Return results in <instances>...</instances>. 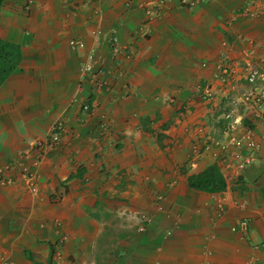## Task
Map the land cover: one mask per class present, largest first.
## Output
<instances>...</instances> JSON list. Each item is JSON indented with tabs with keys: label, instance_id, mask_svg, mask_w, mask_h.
<instances>
[{
	"label": "crops",
	"instance_id": "obj_1",
	"mask_svg": "<svg viewBox=\"0 0 264 264\" xmlns=\"http://www.w3.org/2000/svg\"><path fill=\"white\" fill-rule=\"evenodd\" d=\"M156 1L0 6V38L21 51L0 84V264H264V135L238 175L212 150L187 165L195 125L224 100L200 102L198 88L222 86L215 70L230 62L229 97L239 95L244 57L264 59V0L249 6L261 13L254 19L238 14L246 0H164L156 16L138 6ZM88 53L94 71H108L107 87L94 89L81 71ZM57 119L65 132L33 166V143ZM214 163L222 190L188 186ZM29 169L34 192L24 184ZM241 218L246 233L230 229Z\"/></svg>",
	"mask_w": 264,
	"mask_h": 264
},
{
	"label": "rangeland",
	"instance_id": "obj_2",
	"mask_svg": "<svg viewBox=\"0 0 264 264\" xmlns=\"http://www.w3.org/2000/svg\"><path fill=\"white\" fill-rule=\"evenodd\" d=\"M248 1L249 0H246V4ZM256 2L257 0H251V2H248V5L239 10V15L247 19L259 17V15H261L260 11H254L249 7L251 5H256ZM245 7H247V9ZM250 12H252V14H250ZM242 65V69L239 73V76L242 77L241 81L245 82L247 73L253 70L262 74L263 78L260 82H258L264 86V59H258L257 57H244ZM218 66L220 67L216 68L215 70V78L217 79L218 83L220 82L223 85H219L217 87V83L216 85L215 83L210 82L205 83L206 85L204 84L202 87L198 88V101L202 102L201 100L210 99L214 95L216 96L217 93H219V95L224 94L223 96H218L224 100L222 103L218 102V105L215 107V112L212 113L211 118L204 119L203 124L195 125L196 136L199 138V143L190 145V156L188 158L187 165L190 167V164L196 158H198L203 151L212 150L213 153H211L214 156V160L219 164L222 163L220 165H223L222 168L224 169V172L228 171V174L238 175L254 161V153L259 149L260 146L259 141L256 139V134L264 135V115H262V117L260 116V118L255 116V112L257 110H255V107H253V103L251 101L244 102L243 100L242 104L238 103L236 105V107H239V113H235L236 110L234 111V109L236 107L233 104L238 94L231 95L229 97L235 86L234 82H232L231 73L228 76H225L223 80L220 79V76L223 77L225 71L228 72L230 69H232V65L229 62L220 63ZM238 80H240V78ZM251 86L252 85L243 83V88L241 91L244 93H253V88ZM261 89L264 91L263 87ZM255 91L257 92L258 89ZM205 93H207L209 96L203 97V94ZM228 102L230 104L229 108L227 104ZM261 111H264V104L261 107ZM238 116H242L241 122L243 123L240 122L242 127L241 125L238 126L235 124V122H233L235 117L237 118ZM244 119H246L247 123H244ZM236 140L239 141V144H235L234 141ZM236 154H238L239 157H237ZM240 160L244 161L243 167L237 166L238 161ZM212 165L217 168L216 163ZM217 170L219 169L217 168Z\"/></svg>",
	"mask_w": 264,
	"mask_h": 264
},
{
	"label": "built area",
	"instance_id": "obj_3",
	"mask_svg": "<svg viewBox=\"0 0 264 264\" xmlns=\"http://www.w3.org/2000/svg\"><path fill=\"white\" fill-rule=\"evenodd\" d=\"M201 1H204V0H181V4H185L186 7L187 6L191 7ZM163 2L164 0H159V1H156L155 3H151V2L140 3L138 6H140L141 8H144L146 15H151V14L156 15L157 12H159V9H160L159 7ZM124 6L129 7L130 2L125 1ZM245 8L247 9V7ZM250 14H252V12H250ZM69 45L80 48L82 46V43L79 40H69ZM108 48H109L110 55L113 57H115L116 54L119 52V49L117 46V39L113 35H111L108 39ZM81 71L83 73L90 74L91 83L95 87L97 88L107 87L109 81L105 78L104 74L108 73V71H100L99 69L95 71L93 70V58H92L91 53L87 54L86 59L84 60V63L81 66ZM224 73H223L224 74L223 77L220 76L221 80H223L225 76H228L230 71L228 72L225 71ZM245 78L247 82L251 83L254 81V79L262 80L263 76L262 74L252 70L247 73V76ZM261 88L262 87L257 88L258 89L257 92L253 90V93L247 92L243 95V101L245 102L251 101L253 103V107H255V110H257L255 112V116H258L259 118L260 116L262 117V115H264V111L263 112L261 111V107L264 104V91H262ZM204 96H209V95L205 93L203 94V97ZM87 107L88 106L85 103L81 105V108L83 110H87L88 109ZM64 132H65V123L62 120H56L52 123L49 129L48 136L45 139L38 140L34 143L35 159L33 161V166H35V164H38V162L41 159V156H43L45 153H48V151L54 148L61 134ZM234 142L235 144H239L238 140ZM236 156L239 157L238 154H236ZM237 166L243 167L244 161L243 160L238 161ZM37 178H38V174L36 173V170L29 169L28 171H26V174L24 175V184L28 190L33 191V192L35 191V181L37 180ZM142 217H143V220L145 221L146 217L145 216H142ZM247 228H248V222L246 218H241L240 220H238L237 224L233 225L230 229L233 231L240 230V232L246 233ZM141 229L142 227H139V230Z\"/></svg>",
	"mask_w": 264,
	"mask_h": 264
},
{
	"label": "trees",
	"instance_id": "obj_4",
	"mask_svg": "<svg viewBox=\"0 0 264 264\" xmlns=\"http://www.w3.org/2000/svg\"><path fill=\"white\" fill-rule=\"evenodd\" d=\"M5 0H0V6ZM21 56L17 44L0 38V84L17 66ZM247 123V121H244ZM188 186L205 191H218L225 187L223 178L219 175L215 166L210 165L201 173L188 177Z\"/></svg>",
	"mask_w": 264,
	"mask_h": 264
},
{
	"label": "clouds",
	"instance_id": "obj_5",
	"mask_svg": "<svg viewBox=\"0 0 264 264\" xmlns=\"http://www.w3.org/2000/svg\"><path fill=\"white\" fill-rule=\"evenodd\" d=\"M204 1H208V0H204ZM204 1H201V2H204ZM248 2H251V0H249ZM198 3H200V2H198ZM197 4V3H196ZM195 4V5H196ZM157 14H158V12H157ZM156 14V15H157ZM239 14V13H238ZM155 15V16H156ZM109 49V48H108ZM114 58V57H113ZM230 74V73H229ZM239 78H240V80H241V76H239ZM107 79V78H106ZM108 80V79H107ZM261 81L260 79H254V81L253 82H251V83H249V82H247V81H245V82H243V83H247L248 85H252L251 87L253 88V90H256L257 88H259V87H263L264 88V86L263 85H261L259 82ZM97 87H95L94 89H96ZM212 93V92H211ZM245 93L243 92V91H241V93L236 97V100H235V102H234V106L236 107V105L238 104V103H241L242 104V100H243V95H244ZM245 102V101H244ZM83 103H85V104H87V106H88V103L87 102H83ZM83 103H81V105L83 104ZM81 105H80V109L82 110V111H84V112H88L89 110H90V107L88 106L87 108V110H83L82 108H81ZM57 120H61V119H57ZM236 120V121H235ZM54 121H56V120H54ZM53 121V122H54ZM63 121V120H62ZM237 121H238V119L235 117V119L233 120V122H235V124L237 123ZM244 121H246V119H244ZM52 122V123H53ZM64 122V121H63ZM65 123V122H64ZM52 125V124H51ZM51 125H50V127H51ZM50 129V128H49ZM65 130H66V123H65ZM48 133H49V131H48ZM48 133H47V135H46V137L48 136ZM63 134V133H62ZM61 134V135H62ZM45 137V138H46ZM45 138H43V139H45ZM60 138H61V136H60ZM60 138H59V140H58V142H57V144L59 143V141H60ZM43 139H40V140H43ZM38 141V140H37ZM36 142V141H35ZM34 142V143H35ZM34 143H33V146H34ZM56 144V145H57ZM55 145V146H56ZM54 146V147H55ZM54 149V148H53ZM52 150V149H51ZM50 150V151H51ZM50 151H48V152H50ZM38 174V173H37ZM38 179V178H37ZM37 181V180H36ZM36 181H35V183H36ZM143 216V215H142ZM247 220V219H246Z\"/></svg>",
	"mask_w": 264,
	"mask_h": 264
}]
</instances>
